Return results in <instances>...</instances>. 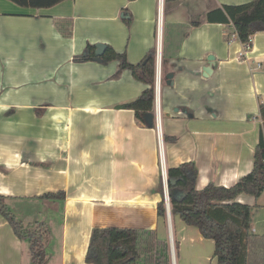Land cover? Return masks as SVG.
I'll list each match as a JSON object with an SVG mask.
<instances>
[{"label":"crops","instance_id":"0c3cea01","mask_svg":"<svg viewBox=\"0 0 264 264\" xmlns=\"http://www.w3.org/2000/svg\"><path fill=\"white\" fill-rule=\"evenodd\" d=\"M253 1L161 0L159 34L160 0H67L48 9L0 0V195L18 213L65 193L53 201L61 214L48 224L47 264H87L94 229L167 231L158 216L162 165L194 163L198 190L232 187L252 171L264 32L245 53L233 26L207 20L213 10ZM97 44L126 54L131 65L154 48L165 56L161 131L120 109L148 87L119 62L74 61ZM236 201L253 207L252 231L264 236V193ZM176 219L184 233L200 234L178 217L172 231ZM27 247L0 214V264H32Z\"/></svg>","mask_w":264,"mask_h":264},{"label":"trees","instance_id":"16d2710c","mask_svg":"<svg viewBox=\"0 0 264 264\" xmlns=\"http://www.w3.org/2000/svg\"><path fill=\"white\" fill-rule=\"evenodd\" d=\"M9 1L25 8L48 9L67 0ZM207 22L233 26L243 46L249 45L252 48V38L257 33L264 32L260 31L264 28V0H254L238 6H223L213 10ZM126 24L130 27L132 19L127 20ZM193 26H198V23ZM106 47L105 55L97 58L96 46L88 45L84 53L75 57L74 61H117L122 69L130 71L136 80L147 85L148 88L140 97L122 105L120 109L134 111L139 123L156 129L157 48L151 49L139 65H131L126 54ZM165 64L166 58L163 56L162 78L165 75ZM146 115L153 116L151 123L145 120ZM259 119L262 121V131L255 149L253 169L234 186L225 188L210 184L203 190H198L196 184L199 172L194 163L167 169L172 217H178L185 225L195 227L204 239L214 243L217 264H264V236L256 235L252 231L254 209L236 201L243 194L259 199L264 193V104L260 105ZM159 189L163 198L158 204V216L166 222L167 209L162 179ZM65 198V193L59 192L37 199L53 202L56 199L64 201ZM9 201L11 200L8 197L0 195V214L10 223L15 235L27 242L32 264H47L45 237L50 234L48 225L40 223L35 229L24 227L13 215ZM163 244L165 245V241L159 238L156 231L98 228L92 232L86 263L161 264L154 252L157 246Z\"/></svg>","mask_w":264,"mask_h":264},{"label":"rangeland","instance_id":"374dc122","mask_svg":"<svg viewBox=\"0 0 264 264\" xmlns=\"http://www.w3.org/2000/svg\"><path fill=\"white\" fill-rule=\"evenodd\" d=\"M53 205L54 204L51 201H47L46 203H26L23 205L24 208L20 212L17 213L16 211H12V213L18 222L23 223L24 227L28 226V229H35L40 223L48 225L51 219L50 217L52 216L53 219L55 218L57 220L58 214H61L59 212L60 206L58 204L55 206ZM26 206L27 208L32 207L29 212H27L28 209H25ZM49 207L54 209V211L51 213L47 212V209H50ZM179 223L180 221L177 219L174 220L172 231L175 264H217V260L214 256V246L208 242V240H204V242H202V240H200L201 236H198L200 234L195 229L184 233L181 228H179ZM190 231H194L195 235H193ZM49 232L50 234L45 237V243L50 239V229ZM158 235L161 240L165 241V245L163 244L157 246L154 255L161 264H173L169 229H167V231L161 229L158 232ZM182 237H185L186 239H182ZM26 249L28 251V247ZM27 261V264H30L29 258H27Z\"/></svg>","mask_w":264,"mask_h":264},{"label":"water","instance_id":"95a60500","mask_svg":"<svg viewBox=\"0 0 264 264\" xmlns=\"http://www.w3.org/2000/svg\"><path fill=\"white\" fill-rule=\"evenodd\" d=\"M260 31H264V28H261ZM106 49H107V47L104 44H97L96 45V51H95L96 57L97 58L103 57L105 55V53H106ZM159 52L160 51L158 50L157 60H158V68L160 69L161 68V59H159V56H160L159 55ZM213 64L214 63L212 62L211 65H213ZM211 67L212 66H210L209 68H206L204 70L205 74H211V72H212V68ZM158 68H157V77L160 74V72L158 71ZM169 82L170 81H168L167 84H169ZM157 92H159V89L158 88H157ZM157 116H158V109H157V102H156V124H157L158 129L161 131V129H160V118L158 120ZM159 117H160V115H159ZM148 120H149L148 122L151 123L153 121V116L150 115L149 118H148ZM165 180H166L167 188H168V181H167V174L166 173H165ZM167 197L169 199V192L167 194ZM167 221H168V226L170 228V226L172 225V213H171L170 204H169V209L167 211ZM172 263L175 264V261L173 259H172Z\"/></svg>","mask_w":264,"mask_h":264},{"label":"built area","instance_id":"2783aa9c","mask_svg":"<svg viewBox=\"0 0 264 264\" xmlns=\"http://www.w3.org/2000/svg\"><path fill=\"white\" fill-rule=\"evenodd\" d=\"M161 5H162V2L160 0V3H159V34H160V30H161L160 28H161V24H162V12H161L162 7H161ZM243 47H244V52L245 53L251 50V48H250L249 45H246V46H243ZM241 55L243 56L244 53L241 54ZM158 71L160 72V74L157 77V88L159 89V92H157L156 102H157V109H158V116H157V118L159 120V118H160L159 117V115H160V109H159V98H160V95H159V93H160V88H161V84H162L161 68L160 69L158 68ZM161 141H162V136H161ZM165 173L167 174L166 168L162 165V174H163V181H164L163 184H164V192H165V203H166V209L168 211L169 204H170V199H168V197H167L168 188H167V183H166V180H165Z\"/></svg>","mask_w":264,"mask_h":264},{"label":"bare ground","instance_id":"6f19581e","mask_svg":"<svg viewBox=\"0 0 264 264\" xmlns=\"http://www.w3.org/2000/svg\"><path fill=\"white\" fill-rule=\"evenodd\" d=\"M159 59H161V51L159 52ZM169 232H170V242H171V248H172V259L175 261V256H174V245H173V233L171 230V226L169 228Z\"/></svg>","mask_w":264,"mask_h":264}]
</instances>
